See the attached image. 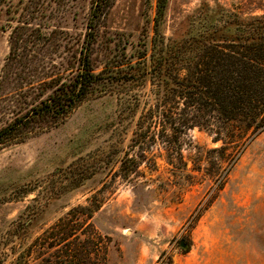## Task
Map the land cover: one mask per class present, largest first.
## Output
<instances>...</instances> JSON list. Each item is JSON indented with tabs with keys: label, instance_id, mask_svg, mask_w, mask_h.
<instances>
[{
	"label": "rangeland",
	"instance_id": "obj_1",
	"mask_svg": "<svg viewBox=\"0 0 264 264\" xmlns=\"http://www.w3.org/2000/svg\"><path fill=\"white\" fill-rule=\"evenodd\" d=\"M157 2L115 0L93 49L95 72L120 57L121 42L134 58L144 36L151 46ZM204 4L250 15L263 12L255 6L264 0H167L165 35L186 33L190 19L200 29ZM90 6L91 0L61 5L52 20L56 31L31 51L33 65L12 70L4 66L15 22L3 10L0 81L11 82L0 89V105L24 111L51 92L42 82L75 73ZM15 80L25 87H15ZM124 90L100 87L60 123L0 146V264H43L51 252L43 247L45 231L80 205L94 209L89 233L102 244L96 264H264V129L245 142H224L195 127L183 149L182 177L159 157L156 169L145 160L125 179L120 165L134 125L120 116ZM12 116L1 110L0 125Z\"/></svg>",
	"mask_w": 264,
	"mask_h": 264
},
{
	"label": "trees",
	"instance_id": "obj_2",
	"mask_svg": "<svg viewBox=\"0 0 264 264\" xmlns=\"http://www.w3.org/2000/svg\"><path fill=\"white\" fill-rule=\"evenodd\" d=\"M69 1L18 0L15 5L14 0H0V18L4 10L7 20L15 22L10 25L5 70L33 65L31 51L54 34L52 20ZM114 2L91 0L85 38L71 77L61 74L42 82L51 92L24 111L15 103L0 105V111L13 114L0 125V146L21 142L45 126L60 123L94 90L111 85L125 88L120 116L123 122L134 125L130 150L120 165L125 179L136 175L145 160L156 169L159 157L174 167V175L182 177L187 165L183 149L191 144L188 131L195 127L224 142L227 137L245 142L264 129L263 5L255 6L262 9L261 14L245 15L222 4L216 10L204 4L200 29H194V19H190L191 28L186 33L166 36L167 0H158L151 46L149 36H144L141 51L134 58L126 54V43L121 42L120 57L111 60L107 70L95 72L93 49ZM10 82L0 81V89ZM12 83L19 89L25 87L22 80ZM134 89L140 92L131 94ZM93 213L90 206H76L45 231L43 247L51 252L43 264L95 263L102 244L91 240L93 226L88 221Z\"/></svg>",
	"mask_w": 264,
	"mask_h": 264
},
{
	"label": "water",
	"instance_id": "obj_3",
	"mask_svg": "<svg viewBox=\"0 0 264 264\" xmlns=\"http://www.w3.org/2000/svg\"><path fill=\"white\" fill-rule=\"evenodd\" d=\"M181 245H182L183 247H186V246H187V243H185L184 241H181Z\"/></svg>",
	"mask_w": 264,
	"mask_h": 264
}]
</instances>
